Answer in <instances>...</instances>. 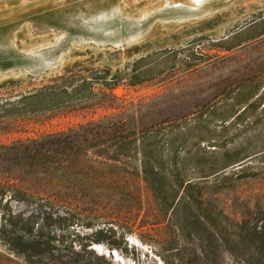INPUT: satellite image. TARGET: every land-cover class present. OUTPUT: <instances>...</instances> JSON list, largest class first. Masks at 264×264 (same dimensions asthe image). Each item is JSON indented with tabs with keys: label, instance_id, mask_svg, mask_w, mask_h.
<instances>
[{
	"label": "rangeland",
	"instance_id": "obj_1",
	"mask_svg": "<svg viewBox=\"0 0 264 264\" xmlns=\"http://www.w3.org/2000/svg\"><path fill=\"white\" fill-rule=\"evenodd\" d=\"M133 70L148 71L146 81L131 86ZM82 80L92 82L88 98L23 113V97ZM104 119L122 132L151 127L163 156L177 153L175 174L198 185L211 219L227 227L220 264L264 260L255 248L264 234V0H0V188L26 194L12 210L29 213V196L70 206L52 230L77 250L87 244L92 263L164 264L170 243L194 258L200 243L175 232L141 174L120 185L140 155L113 161L101 132L79 138L70 156L46 140ZM84 139L93 147L80 151L79 175L72 153ZM224 154L216 185L208 168ZM0 264L26 263L0 243Z\"/></svg>",
	"mask_w": 264,
	"mask_h": 264
},
{
	"label": "trees",
	"instance_id": "obj_2",
	"mask_svg": "<svg viewBox=\"0 0 264 264\" xmlns=\"http://www.w3.org/2000/svg\"><path fill=\"white\" fill-rule=\"evenodd\" d=\"M145 58L137 60L134 65L145 61ZM148 71L137 73L133 70L129 84L131 86L139 85L146 81ZM92 85L91 81L82 80L70 89H45L35 94L23 97L22 102H27L24 106L23 113L38 110H49L61 107L75 101H81L88 98L84 91L88 86ZM90 95L93 93L89 90ZM124 125L120 122H115L112 119H104L100 122H90L78 128L62 132L54 136L46 138L51 142L62 146V151L58 154L63 155L67 151H72L71 145L77 143L79 138H84L87 135H93L101 132L100 136H106V142L110 143L112 149L111 159L119 161L121 157L138 156L141 157L140 166H133L132 172H128L125 168L121 169V186L125 183L123 174L127 173L135 177H139L149 189L154 204L164 214L168 221L173 222L175 232L178 234L185 233L188 236H194L200 243L197 250H194V258L185 259L182 253L170 243L164 246V253L168 252V258L163 259L164 264H220L215 257L218 256L220 243L225 242L223 235L227 227L221 226L216 220H212V212L203 202L202 195L199 189L191 180H183L184 177L175 174L177 153L169 154L164 157L160 149L161 138L157 139V134L153 132V128H134L122 132ZM173 129H176L174 127ZM180 135L177 134L172 143L177 141ZM104 142V143H106ZM75 151L72 153L74 163L78 167V174H83V169L86 168L81 160L80 151L85 150V155L88 149L93 147L84 139V144H75ZM67 155L70 154L67 152ZM226 154L219 157H214L210 162V175L214 176V182L218 185L222 180L226 179L221 176V171L227 166L224 165ZM201 165V164H200ZM172 167V168H170ZM198 167V166H196ZM198 173L205 172V168L199 166ZM206 177V176H198ZM134 195V194H133ZM136 196V194H135ZM22 197L26 194L22 192H12L10 190L0 188V243L7 249L10 254H13L24 260L26 264H53L62 262L63 264H106L102 256H95L97 262L92 263L90 260H85L84 255L87 252L88 245H82L77 250L71 244H63L56 240L55 232L52 226L56 220L65 219L69 214L70 206L65 204L52 203L44 198H36L29 196L31 202L23 203L26 207L33 204L29 213L24 211H13L10 206L11 202H25ZM136 203L139 202L138 196L135 197ZM66 211L61 212L59 209ZM53 217L55 220H53ZM153 220L155 217L152 218ZM152 220V221H153ZM86 228H91V224L85 225ZM238 226L232 227V234L236 233ZM249 234H246L248 237ZM178 237V235H177ZM253 236L249 241H252ZM86 240L99 242V240H91V237H84ZM164 240V239H163ZM259 246L256 250L264 254V234L257 235ZM196 251L198 255L196 256ZM172 257V258H171ZM201 257H206L202 260ZM208 257H213L209 259ZM244 264H264V260H246Z\"/></svg>",
	"mask_w": 264,
	"mask_h": 264
},
{
	"label": "bare ground",
	"instance_id": "obj_3",
	"mask_svg": "<svg viewBox=\"0 0 264 264\" xmlns=\"http://www.w3.org/2000/svg\"><path fill=\"white\" fill-rule=\"evenodd\" d=\"M199 2V1H198Z\"/></svg>",
	"mask_w": 264,
	"mask_h": 264
}]
</instances>
